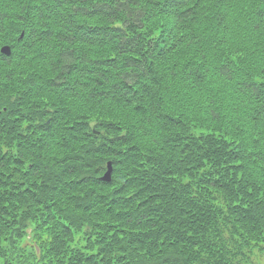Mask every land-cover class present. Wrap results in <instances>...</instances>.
<instances>
[{
    "label": "trees",
    "instance_id": "trees-1",
    "mask_svg": "<svg viewBox=\"0 0 264 264\" xmlns=\"http://www.w3.org/2000/svg\"><path fill=\"white\" fill-rule=\"evenodd\" d=\"M4 45L0 264H260L264 0H0Z\"/></svg>",
    "mask_w": 264,
    "mask_h": 264
},
{
    "label": "water",
    "instance_id": "water-1",
    "mask_svg": "<svg viewBox=\"0 0 264 264\" xmlns=\"http://www.w3.org/2000/svg\"><path fill=\"white\" fill-rule=\"evenodd\" d=\"M22 36V35H21ZM11 52L10 46L8 45H4L0 48V54H6L9 55ZM111 178V163L108 161L107 163V169L104 172V174L102 175V179L104 181H109Z\"/></svg>",
    "mask_w": 264,
    "mask_h": 264
},
{
    "label": "rangeland",
    "instance_id": "rangeland-1",
    "mask_svg": "<svg viewBox=\"0 0 264 264\" xmlns=\"http://www.w3.org/2000/svg\"><path fill=\"white\" fill-rule=\"evenodd\" d=\"M256 261H258L260 264H264V255L259 254Z\"/></svg>",
    "mask_w": 264,
    "mask_h": 264
}]
</instances>
